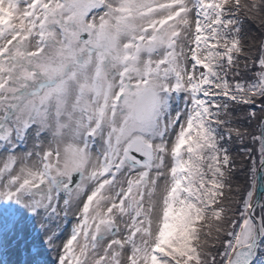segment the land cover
<instances>
[{"label":"snow or ice","instance_id":"snow-or-ice-1","mask_svg":"<svg viewBox=\"0 0 264 264\" xmlns=\"http://www.w3.org/2000/svg\"><path fill=\"white\" fill-rule=\"evenodd\" d=\"M0 264H264V0H0Z\"/></svg>","mask_w":264,"mask_h":264}]
</instances>
